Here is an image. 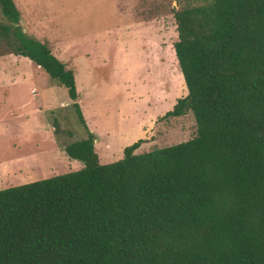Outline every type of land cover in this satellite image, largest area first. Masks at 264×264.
Wrapping results in <instances>:
<instances>
[{
    "label": "trees",
    "instance_id": "1",
    "mask_svg": "<svg viewBox=\"0 0 264 264\" xmlns=\"http://www.w3.org/2000/svg\"><path fill=\"white\" fill-rule=\"evenodd\" d=\"M0 37L66 89L83 137L76 170L0 188V264H264V0H206L173 12L190 112L186 140L99 163L72 71L24 34L0 0ZM11 29V30H10Z\"/></svg>",
    "mask_w": 264,
    "mask_h": 264
},
{
    "label": "rangeland",
    "instance_id": "2",
    "mask_svg": "<svg viewBox=\"0 0 264 264\" xmlns=\"http://www.w3.org/2000/svg\"><path fill=\"white\" fill-rule=\"evenodd\" d=\"M205 1L13 0L24 34L44 42L72 71L99 163L120 158L122 148L137 139L143 141L134 152L194 135L190 112L162 115L186 93L172 47L177 38L173 12ZM6 24L11 26L0 13V25ZM11 50L0 37V162L24 163L36 176L31 181L80 168L81 161L63 150L84 134L66 89ZM22 130L30 138L11 152V137ZM16 179L11 185L20 184Z\"/></svg>",
    "mask_w": 264,
    "mask_h": 264
},
{
    "label": "crops",
    "instance_id": "3",
    "mask_svg": "<svg viewBox=\"0 0 264 264\" xmlns=\"http://www.w3.org/2000/svg\"><path fill=\"white\" fill-rule=\"evenodd\" d=\"M51 52V51H50ZM52 53V52H51ZM53 54V53H52ZM54 55V54H53ZM55 56V55H54ZM57 57V56H55ZM39 67V66H38ZM23 105V104H22ZM21 105V106H22ZM15 115H19L18 113H16ZM27 116V115H26ZM20 124H23V123H20ZM0 132H2L0 130ZM14 136L11 137L12 140H14V143H12V148H10L9 150L11 152L13 151H20V149H22L25 145V142L30 138V134H28L27 132H24L23 130L20 132V134L18 135V133H15L13 134ZM17 136V137H16ZM1 137V136H0ZM1 139V138H0ZM21 145V146H20ZM36 147V145H35ZM30 149V147H29ZM28 155H32V152L31 151H27ZM28 156V157H29ZM7 156H4L2 158H6ZM27 160V158H23L22 160ZM24 160V162H25ZM36 161V160H34ZM38 162V161H36ZM14 160L12 159V161L9 160V158L4 161V162H0V179L3 178L0 182V184L2 182H4L5 184L4 185H8V186H11V183H13V181H15L14 179L18 178L20 180H18L21 183H25V182H30L31 179H36V176L33 175V172L32 171H26V167L27 165H25L24 163L21 164V165H14ZM15 166V167H14ZM12 177L13 179H11L10 177ZM35 176V177H34ZM7 178V179H6ZM10 178V179H8ZM17 180V179H16ZM33 181V180H32ZM17 183V182H16ZM15 183V184H16ZM7 187V186H6Z\"/></svg>",
    "mask_w": 264,
    "mask_h": 264
}]
</instances>
